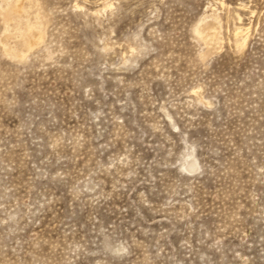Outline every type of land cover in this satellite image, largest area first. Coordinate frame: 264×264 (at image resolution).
I'll use <instances>...</instances> for the list:
<instances>
[{"label": "rangeland", "instance_id": "obj_1", "mask_svg": "<svg viewBox=\"0 0 264 264\" xmlns=\"http://www.w3.org/2000/svg\"><path fill=\"white\" fill-rule=\"evenodd\" d=\"M0 264H264V0H0Z\"/></svg>", "mask_w": 264, "mask_h": 264}, {"label": "bare ground", "instance_id": "obj_2", "mask_svg": "<svg viewBox=\"0 0 264 264\" xmlns=\"http://www.w3.org/2000/svg\"><path fill=\"white\" fill-rule=\"evenodd\" d=\"M16 9H18V10H20L21 9V5H20V3H19V6H17V8ZM19 12V11H18ZM199 30H203V27H201V28H198ZM240 31V30H239ZM29 33H30V38H31V43L33 44V45H35L36 43H38V41H40L39 39H40V34H38L36 31H34L32 28L29 30ZM27 36V35H26ZM30 42V41H29ZM189 169H193L194 167H195V161L194 160H191V161H189V163H188V166H187Z\"/></svg>", "mask_w": 264, "mask_h": 264}]
</instances>
